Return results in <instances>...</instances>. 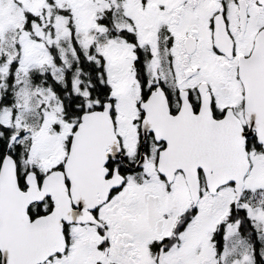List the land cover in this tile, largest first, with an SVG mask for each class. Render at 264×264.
I'll list each match as a JSON object with an SVG mask.
<instances>
[{"label": "snow or ice", "instance_id": "snow-or-ice-1", "mask_svg": "<svg viewBox=\"0 0 264 264\" xmlns=\"http://www.w3.org/2000/svg\"><path fill=\"white\" fill-rule=\"evenodd\" d=\"M0 264H264V0H0Z\"/></svg>", "mask_w": 264, "mask_h": 264}]
</instances>
